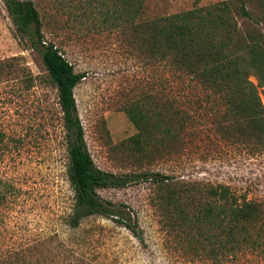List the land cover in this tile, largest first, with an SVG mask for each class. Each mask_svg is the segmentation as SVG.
<instances>
[{
  "label": "trees",
  "instance_id": "obj_1",
  "mask_svg": "<svg viewBox=\"0 0 264 264\" xmlns=\"http://www.w3.org/2000/svg\"><path fill=\"white\" fill-rule=\"evenodd\" d=\"M1 1L14 38L39 56L56 88L73 192L68 227L74 230L99 217L141 240L130 208L102 199L98 191L149 183L154 186L150 204L162 230L188 259L264 264L263 200L238 194L225 184L146 169L125 175L98 169L87 150L74 97L84 73H76L64 53L45 39L43 20L32 0ZM145 2L83 0L87 10L99 12L85 13L84 19L117 31L128 49L154 69L148 92L122 107L136 133L119 146L140 158L151 157L148 162L156 155L184 156L212 141L242 147L251 155L264 153V107L258 93L264 88V0H259L262 11L255 17L246 7L248 0H221L142 19ZM236 18L252 21L251 28L242 30ZM9 62L0 61V77ZM4 138L0 131V144Z\"/></svg>",
  "mask_w": 264,
  "mask_h": 264
},
{
  "label": "rangeland",
  "instance_id": "obj_2",
  "mask_svg": "<svg viewBox=\"0 0 264 264\" xmlns=\"http://www.w3.org/2000/svg\"><path fill=\"white\" fill-rule=\"evenodd\" d=\"M32 1L45 39L64 53L76 73L85 75L74 97L86 147L98 169L117 175L146 169L225 184L264 201V153L251 155L215 141L184 156L156 155L152 162L125 152L119 145L136 130L122 107L148 92L154 69L128 49L117 31L84 19L85 13L99 12L87 10L83 0ZM218 1L146 0L142 19ZM246 7L254 17L262 11L259 0H248ZM236 19L242 30L251 28L252 21ZM12 31L0 0V61H10L0 77V131L5 134L0 144V264H211L191 261L165 234L150 204L154 186L149 183L98 191L102 199L130 208L141 240L99 217L74 230L68 227L73 192L56 88L39 56L17 42ZM249 80L257 84L253 77ZM258 93L264 107V88Z\"/></svg>",
  "mask_w": 264,
  "mask_h": 264
}]
</instances>
